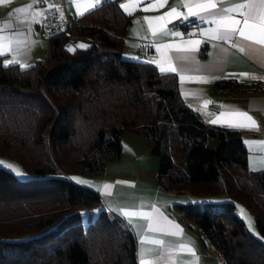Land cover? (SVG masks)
Wrapping results in <instances>:
<instances>
[{"label":"trees","instance_id":"trees-1","mask_svg":"<svg viewBox=\"0 0 264 264\" xmlns=\"http://www.w3.org/2000/svg\"><path fill=\"white\" fill-rule=\"evenodd\" d=\"M131 20L118 0H103L54 29L35 62L0 53V155L30 173L0 164V264H138L128 223L72 176L101 175L119 159L124 129L158 155L165 189L229 196L175 202L223 264H264V239L238 212V202L248 207L264 236V167H249L240 128L212 123L184 99L175 73L124 55ZM67 29L88 46L70 44ZM214 87L263 93L264 81Z\"/></svg>","mask_w":264,"mask_h":264},{"label":"crops","instance_id":"crops-1","mask_svg":"<svg viewBox=\"0 0 264 264\" xmlns=\"http://www.w3.org/2000/svg\"><path fill=\"white\" fill-rule=\"evenodd\" d=\"M197 2L118 0L120 8L131 13L132 18L124 35L123 53L154 63L159 69L169 65L175 67L177 71L173 73L178 78L184 99L205 119L240 128L249 150V167L262 168L264 92L218 90L214 82L219 78L264 81V46L245 40L238 32L230 40L213 39V35L219 36L225 29L214 23L207 13H201L206 22L200 21L199 16L184 20L188 7L200 12ZM245 2L235 0V3ZM99 3L96 0H5L0 4V53L4 55V62L21 65L35 62L45 55L47 37L54 29L64 27L67 19L75 18ZM234 6L229 0H219L214 12L223 14L219 12L221 8ZM173 8L177 13L168 15ZM52 10L55 15L50 17ZM241 12H247V8ZM228 15L243 19L237 12ZM81 40L85 47L88 46L85 39ZM195 41L199 44L189 43ZM79 42L78 39L77 44ZM205 101L209 103L205 105ZM232 113H246V116ZM122 142V156L107 161L101 175L74 173L72 176L77 178L76 181L98 189L106 208L125 219L137 239L138 264H141V248L144 249L143 259L149 264H223L215 247L204 240L198 227L189 225L175 206V202L181 201L177 200L176 194L191 193L167 190L158 182L159 157L151 152L137 132L124 129ZM125 211L136 215L126 217Z\"/></svg>","mask_w":264,"mask_h":264},{"label":"snow or ice","instance_id":"snow-or-ice-1","mask_svg":"<svg viewBox=\"0 0 264 264\" xmlns=\"http://www.w3.org/2000/svg\"><path fill=\"white\" fill-rule=\"evenodd\" d=\"M5 0H0V4L4 3ZM100 0H96V3H99ZM219 0H198L196 7L200 10V12L193 11L192 7H188V15L183 16L184 20H187L189 16L197 17L199 16L200 21L206 22V17L201 15V13H207L209 16L213 17L214 23H219L225 31L220 34L219 36L213 35V39H221V40H230L232 35L239 33L240 37L244 38L245 40L252 41L257 45L264 46V0H246L245 3H235V0H229L230 3H233L234 7H223L219 10V14L214 12L217 9V4ZM122 7H126L125 5H121ZM187 6V5H186ZM247 8V12H241V9ZM147 10V9H145ZM18 11H23V9H18ZM237 12L239 13L243 19H236L235 17L228 15L229 13ZM172 13H177V9L173 8L168 15ZM79 14H83L82 12ZM131 14V13H129ZM180 15L179 13L177 14ZM219 15V19H216V16ZM160 17L159 19H162ZM242 25V27H238ZM2 30V29H0ZM178 34V33H173ZM199 44V41L189 42ZM80 47H85V45H80ZM165 47H172V45H165ZM70 51L72 49H69ZM188 50V49H184ZM240 51L243 52L244 48H240ZM8 63H12L11 61ZM162 72L164 71H171L176 72L177 69L169 65L167 68L161 67L160 69ZM247 75V74H241ZM183 79V77H182ZM209 101H205V105H207ZM231 115H243L246 116V113H232ZM251 120V117H247ZM216 120H213L212 123H216ZM254 123V122H253ZM3 163V162H0ZM8 167L13 168L14 166L8 165ZM17 175L23 176L24 174L20 171H17ZM73 179H77L73 177ZM123 215L126 217H131L136 215L133 212H123ZM146 215V214H145ZM131 223V220H129ZM141 243H143L141 241ZM159 243V241H157ZM141 253V264H149V262L143 259L144 249H140Z\"/></svg>","mask_w":264,"mask_h":264},{"label":"rangeland","instance_id":"rangeland-1","mask_svg":"<svg viewBox=\"0 0 264 264\" xmlns=\"http://www.w3.org/2000/svg\"><path fill=\"white\" fill-rule=\"evenodd\" d=\"M79 40H80V42L78 43V46L83 45L82 40L81 39H79ZM0 162H3V163H0V164H2L4 166H6L7 168L15 171L16 174H17V171L22 172L24 175L23 176L18 175L20 177H28L30 175V173L23 168V165L20 162H18L17 160H15V159H12V158L7 157V156L0 155ZM8 165H12L14 167L10 168V167H8ZM83 185L89 186L87 184H83ZM176 198H177V200H181V201H189V200H201V201H204V200H208V199L209 200H212V199L213 200L225 199V198H229V196H227V195H219V196H213L212 197V196H198V195H193V194L192 195H190V194L189 195H184L182 193H179V194H176ZM238 212L246 220V223H247L249 229L254 234H256L259 237H262V239H264V236L260 234V232H259V230L257 228L255 216L248 209V207H246L244 204L238 202Z\"/></svg>","mask_w":264,"mask_h":264},{"label":"built area","instance_id":"built-area-1","mask_svg":"<svg viewBox=\"0 0 264 264\" xmlns=\"http://www.w3.org/2000/svg\"><path fill=\"white\" fill-rule=\"evenodd\" d=\"M55 15V11L54 10H52V11H50L49 12V16L50 17H52V16H54ZM71 22H72V19H67L66 21H65V25L64 26H67V25H69V24H71ZM66 34H67V37H68V42L70 43V44H76V42L78 41V39H79V35H78V33H76L75 31H72V30H70V29H67L66 30ZM87 41V40H86ZM108 209V208H107Z\"/></svg>","mask_w":264,"mask_h":264}]
</instances>
